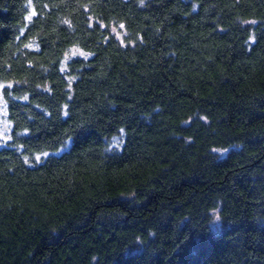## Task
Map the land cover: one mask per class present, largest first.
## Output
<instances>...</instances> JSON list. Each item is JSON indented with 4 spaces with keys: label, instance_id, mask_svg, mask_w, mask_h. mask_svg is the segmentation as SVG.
Masks as SVG:
<instances>
[{
    "label": "trees",
    "instance_id": "obj_1",
    "mask_svg": "<svg viewBox=\"0 0 264 264\" xmlns=\"http://www.w3.org/2000/svg\"><path fill=\"white\" fill-rule=\"evenodd\" d=\"M0 101V264H264V0H0Z\"/></svg>",
    "mask_w": 264,
    "mask_h": 264
},
{
    "label": "rangeland",
    "instance_id": "obj_2",
    "mask_svg": "<svg viewBox=\"0 0 264 264\" xmlns=\"http://www.w3.org/2000/svg\"><path fill=\"white\" fill-rule=\"evenodd\" d=\"M114 31L116 32V28H114ZM75 53V54H73ZM81 51L77 49H74L72 51H70V55L65 59V61H67L68 59L72 58V57H76V56H83L81 55ZM69 61V60H68ZM67 61V62H68ZM11 123L8 120L7 116H6V112H5V107L4 104H2V101H0V148H4L6 146L9 145V143L11 142ZM220 155H223L224 153H226V151L224 150H220L217 151ZM47 153H44L42 155H38L36 156V160L40 161L42 158H44L45 156H47ZM214 215V219H213V229L219 231L220 230V222L218 219V216L216 213L213 214Z\"/></svg>",
    "mask_w": 264,
    "mask_h": 264
},
{
    "label": "snow or ice",
    "instance_id": "obj_3",
    "mask_svg": "<svg viewBox=\"0 0 264 264\" xmlns=\"http://www.w3.org/2000/svg\"><path fill=\"white\" fill-rule=\"evenodd\" d=\"M32 15H35V12L32 13ZM28 19L30 20L31 19V15L28 17ZM121 27H123V25H121ZM78 51V50H77ZM75 54V53H73ZM81 55H84L83 53H81Z\"/></svg>",
    "mask_w": 264,
    "mask_h": 264
}]
</instances>
